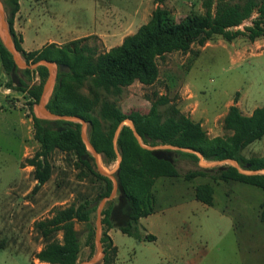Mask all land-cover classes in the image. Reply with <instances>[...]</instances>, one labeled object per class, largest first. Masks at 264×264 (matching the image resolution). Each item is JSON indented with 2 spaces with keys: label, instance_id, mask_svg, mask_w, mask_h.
I'll use <instances>...</instances> for the list:
<instances>
[{
  "label": "rangeland",
  "instance_id": "obj_1",
  "mask_svg": "<svg viewBox=\"0 0 264 264\" xmlns=\"http://www.w3.org/2000/svg\"><path fill=\"white\" fill-rule=\"evenodd\" d=\"M20 10L15 17V29L22 34V45L33 43L62 46L76 38L88 37L83 43L108 52L123 42L127 35L135 34L150 22L152 13L160 5L169 11L167 22L182 23L188 15H203L202 0H19ZM6 0H0V12L7 21ZM244 24H251L247 20ZM243 27V26H242ZM188 52L174 51L157 58L159 73L150 85L135 81L124 87L120 95L107 94L125 114L149 113L153 102L166 96L169 104L199 121L209 138L232 134L224 129V118L229 107L236 104L245 115L264 105V37L251 41L240 36L226 41L220 35H203L191 44ZM34 47V46H33ZM26 48V47H25ZM20 53V52H19ZM24 65L19 69L35 68L20 54ZM57 74L59 71L58 66ZM19 77L27 76L19 72ZM0 59V264H51L36 258L47 241L36 228V222L53 215L59 207L94 200L105 188V182L78 161L74 151L57 139L49 152L52 166L50 179L38 192L35 167L27 159L40 150L34 138L31 114L33 99L27 92L8 88V81ZM39 77L36 78L38 82ZM58 83L52 79L46 102ZM90 81H86L74 95L91 98ZM166 105L159 107L162 118L167 117ZM39 115L38 103L33 105ZM50 120V119H49ZM79 122L84 135L90 139V121ZM57 128L58 124H52ZM126 119L117 129L115 139ZM106 131L108 125L103 123ZM133 130V129H132ZM152 150H171L172 158L181 173L195 169H218L229 161H209L201 157L192 161L181 156L168 144H145ZM92 163L117 178L120 155L110 164L99 153ZM246 157L264 158V138L247 146ZM98 160V162H97ZM239 169V164L236 165ZM264 172V171H263ZM112 179V178H111ZM118 179V178H117ZM113 181V179H112ZM208 184L214 190V203L208 205L195 197L199 185ZM114 185V181H113ZM119 190L111 199L96 202L92 224L104 218L102 212L109 205L118 204ZM154 201V212L139 222V229L155 235L154 240H139L119 229L108 231L118 247L115 264H264V222L261 220L264 192L255 185L238 181H223L210 176L186 180L184 177H159L149 187ZM112 223L118 228L117 220ZM76 227L82 231V249L78 264H91L97 256L86 245L85 223ZM107 225L102 223L101 235ZM59 232L55 240L60 241ZM96 241V240H95ZM99 255L98 263L104 259Z\"/></svg>",
  "mask_w": 264,
  "mask_h": 264
},
{
  "label": "trees",
  "instance_id": "obj_2",
  "mask_svg": "<svg viewBox=\"0 0 264 264\" xmlns=\"http://www.w3.org/2000/svg\"><path fill=\"white\" fill-rule=\"evenodd\" d=\"M162 3L165 0H156ZM9 15L7 22L16 49L30 65L41 60L55 62L59 68L58 83L47 108L60 115L78 116L90 121V141L104 157L108 164L121 156L117 178L122 191L119 196L127 205L124 212L128 216L126 224L118 227L122 232L139 240H154L153 234L144 235L139 229L140 218L154 212V201L149 196V187L162 176L184 177L193 180L196 177L210 176L223 181H238L258 186L264 192V158L246 157L244 149L253 142L264 138V105L245 115L233 104L224 118V129L232 134L225 137L209 138L199 121L181 112L176 105L169 104L166 96H160L153 102L147 114L134 112L125 114L107 94L120 95L124 87L139 81L153 84L159 73L157 58H163L174 51L188 52L192 42L203 35H220L226 41H233L246 36L251 41L264 37V0H202L203 15H188L182 23L167 22L169 11L158 5L152 13L148 24L143 25L135 34L127 35L123 42L112 47L108 52L99 51L96 46L83 43L88 37L76 38L62 46L52 43L35 50H26L22 45L24 38L18 34L14 23L20 10L19 0H6ZM251 20V24H244ZM243 26V27H242ZM0 59L8 81V88L27 92L33 99L31 114L34 125V138L41 148L26 161L35 167L34 175L37 183L33 192H38L50 179L52 166L49 152L54 140L62 142L67 149L74 151L78 161L91 174L105 182V188L94 200L85 199L76 204L57 208L53 215L36 222L35 226L47 241L45 247L36 254L42 262L51 264H78L82 249V231L76 227L78 222L85 223L86 245L91 253L96 249V228L92 224V214L96 210V202L109 197L113 191V181L101 174L92 163L94 159L82 138L79 122L69 120H49L39 117L33 110L43 92L49 76V69L41 64L36 68L19 69L13 54L0 38ZM19 72L27 79L19 77ZM39 77L38 82L36 78ZM86 81L91 82L89 92L91 98L80 99L81 95L73 92ZM166 105V118H162L159 107ZM129 119L133 122L139 138L148 145L168 144L193 151L177 150L192 161L201 157L209 161L233 160L240 169L232 164L220 166L218 169H195L181 173L175 162L155 155V152L144 147L129 125H123L116 142L114 141L119 126ZM106 122L108 129H103ZM58 124L54 128L52 124ZM171 151V150H163ZM162 151V152H163ZM214 190L208 184L199 185L195 189V197L205 204L213 205ZM114 206L103 210V229L101 244L105 253L98 264H115L118 247L108 231L116 227L111 215ZM261 220L264 222V199L262 202ZM62 239L55 240L58 233Z\"/></svg>",
  "mask_w": 264,
  "mask_h": 264
},
{
  "label": "water",
  "instance_id": "obj_3",
  "mask_svg": "<svg viewBox=\"0 0 264 264\" xmlns=\"http://www.w3.org/2000/svg\"><path fill=\"white\" fill-rule=\"evenodd\" d=\"M0 38L3 41V43L5 44V46L9 49V51L13 54V57H14L16 65L17 66L24 65L21 62L20 53L15 47V44H14V41H13V37H12V35L10 33L8 22L4 19V16L1 14V12H0ZM41 64H44V65H46L48 67L49 76H48V78H47V80L45 82V85H44V88H43V92H42V95H41V99L38 102V109H39V112H40V114L38 116L41 117V118L50 119V120H59V119H63V120H79V121H82V123H84L85 120L83 118H81V117L56 114V113H53L51 110H49L47 108V102L45 101L46 100V93H47L46 91H47L50 83L52 82V79L56 78V76H57V69L55 68V66L57 67V64L55 62H52V61H49V60H41V61H39L37 63H34V64H30V65L26 64L25 66H28V67L33 66V67L36 68L37 66H39ZM129 122L132 124V129L134 131V134L139 138V135H138V133L136 131V128H135L133 122L131 120H129ZM82 138H83L84 142L86 143L87 147H89V149L92 150L94 156L97 158L98 155H99L98 151L96 150L94 145L91 143L90 139H88L84 135L83 131H82ZM172 148L181 149V150H185V151H193L192 149H185V148H180V147H176V146H172ZM155 155L159 156L157 154V152H155ZM165 159L172 160L171 158H168V157H165ZM120 160H121V157H120ZM230 161L235 166L237 165L236 161H233V160H230ZM97 162H98V160H97ZM98 171L101 174L112 178L113 181H114L113 191H112V193H111V195L109 197H105L103 199V203H104L106 200L111 199L112 195L114 193H116L117 190H121L122 191L123 189L120 186L118 179L116 177H114L111 173L107 172L106 170H103L100 167L99 164H98ZM121 196H123V193H122ZM101 225H102V221L100 220L98 222V228L96 230V247H97L98 253H97V256H95L90 261L91 264H95V263L98 262L99 255H101V254L104 255V251H103L102 244H101V238H100Z\"/></svg>",
  "mask_w": 264,
  "mask_h": 264
},
{
  "label": "flooded vegetation",
  "instance_id": "obj_4",
  "mask_svg": "<svg viewBox=\"0 0 264 264\" xmlns=\"http://www.w3.org/2000/svg\"><path fill=\"white\" fill-rule=\"evenodd\" d=\"M162 151L157 152V154L161 157H164V158L165 157L172 158L171 153L173 151H163V152ZM126 205H127L126 200L124 198H122L121 196H118V204L116 206H114V210L112 212L111 219H115L121 224H126V222L128 220V216L124 212Z\"/></svg>",
  "mask_w": 264,
  "mask_h": 264
},
{
  "label": "crops",
  "instance_id": "obj_5",
  "mask_svg": "<svg viewBox=\"0 0 264 264\" xmlns=\"http://www.w3.org/2000/svg\"><path fill=\"white\" fill-rule=\"evenodd\" d=\"M24 40H26V37H24ZM25 43V46H24V48L26 49V50H28V51H30V50H35V49H38V48H41L42 46H41V44L40 45H38V43L36 42V43H33L32 44V47L30 48H28L27 46H26V41L24 42ZM34 46V47H33ZM252 113V112H251ZM251 113L250 114H248V115H251ZM150 215V214H149ZM148 215V216H149ZM148 216H145V217H148ZM145 217H142V218H145ZM142 218H140V222L142 221ZM115 229H118V228H111L109 231H110V233H111V231H113V230H115ZM120 230V229H119ZM118 254V253H117Z\"/></svg>",
  "mask_w": 264,
  "mask_h": 264
}]
</instances>
